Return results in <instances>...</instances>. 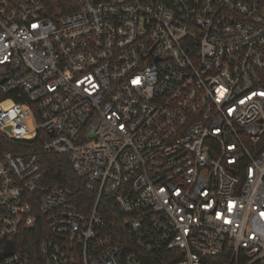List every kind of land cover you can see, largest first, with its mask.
Masks as SVG:
<instances>
[{"label":"built area","instance_id":"built-area-1","mask_svg":"<svg viewBox=\"0 0 264 264\" xmlns=\"http://www.w3.org/2000/svg\"><path fill=\"white\" fill-rule=\"evenodd\" d=\"M0 93V264H264V0H0Z\"/></svg>","mask_w":264,"mask_h":264},{"label":"trees","instance_id":"trees-1","mask_svg":"<svg viewBox=\"0 0 264 264\" xmlns=\"http://www.w3.org/2000/svg\"><path fill=\"white\" fill-rule=\"evenodd\" d=\"M4 97L5 96L0 93V100ZM28 149L29 147L27 144L9 139L0 132V153L6 150H11L13 152H25ZM38 159L47 181L66 184L69 179H75V175L65 156L55 153H39ZM105 216L112 223L116 239L123 245L124 248L129 246L132 241L131 234H129V232H127V230L123 227L119 216L117 215L114 219L111 215L107 214ZM37 239L38 237L36 239L31 238L30 245L32 248H35ZM144 262L145 264H160L158 259H155L154 257L152 258L151 256L147 257Z\"/></svg>","mask_w":264,"mask_h":264},{"label":"water","instance_id":"water-1","mask_svg":"<svg viewBox=\"0 0 264 264\" xmlns=\"http://www.w3.org/2000/svg\"><path fill=\"white\" fill-rule=\"evenodd\" d=\"M8 249H11V245H10V243H8ZM10 251V250H9Z\"/></svg>","mask_w":264,"mask_h":264}]
</instances>
